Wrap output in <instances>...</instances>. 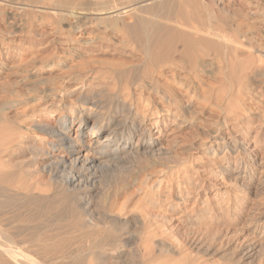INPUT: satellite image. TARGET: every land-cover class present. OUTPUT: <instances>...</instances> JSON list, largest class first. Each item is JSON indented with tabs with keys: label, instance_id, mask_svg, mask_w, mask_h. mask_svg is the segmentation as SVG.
<instances>
[{
	"label": "rangeland",
	"instance_id": "obj_1",
	"mask_svg": "<svg viewBox=\"0 0 264 264\" xmlns=\"http://www.w3.org/2000/svg\"><path fill=\"white\" fill-rule=\"evenodd\" d=\"M18 1L20 4H15V0H0V136L4 134L2 131L6 130V134L14 125L29 134L31 141L35 139L39 145L44 146L50 138L30 129L31 122L46 120L56 124L61 113L50 116L34 113V109L44 108L51 102L46 97L50 93L42 96V92L58 88L59 97H64L71 90L77 94L83 88L89 96H101L104 101H110L106 117L114 115L118 99L121 102L125 99L133 102L137 111H140L139 116L142 119L146 117L147 123L149 120L152 138L157 139L160 146L165 147L171 155L181 158V173H174L171 177L162 172L167 161L169 162L168 156L164 154L165 150L163 153L159 152L162 156L158 153L147 156L139 165L128 164L127 183L121 181L122 175L119 173L105 174L101 179L99 192L91 195L94 201L90 209L91 215L82 222L84 225L81 223L82 226L88 225L86 228L93 229V225H89L91 221L101 223L104 218L111 219L109 216H113L118 224H124L116 233L119 244L117 252L122 254V264H264V65L261 68L258 66L261 70L255 69L249 60L240 59L243 58L241 55L238 58L241 63L239 60L235 61L234 68L233 64L218 61L212 51L210 54L206 52V55L196 48L189 52L190 55H186L181 43L176 46L178 51L172 50L175 54H170L171 60L159 63L157 68L146 67L149 58L141 49L136 50L137 45L127 39V33L122 32L126 31L123 28L132 23V19L127 18L124 25L121 21L112 19H107L106 22L96 19L87 21L77 16L80 9L98 10L109 4L125 6L132 0H66L63 4L59 0ZM215 1L224 11L216 16L214 9L218 8L217 5L207 4L203 20L205 17L206 21L213 18L211 22L214 25L227 28L224 21L233 19L236 24H242L240 32L247 34L248 41L257 47L261 45L260 49L264 50V0ZM188 10L193 13L192 8L184 11ZM179 50L183 52L180 53ZM246 61L252 68L247 66L248 63L245 64L247 67L244 65ZM129 70H135L134 73L139 70L143 73L151 71L155 84L146 83L148 80L143 74L138 85L140 87L133 89L135 95L130 98L124 78L119 82L117 78L112 80L111 76L114 72L124 75ZM97 71L99 74L96 76ZM236 71L242 74L238 75ZM100 72L105 73L108 78H99ZM86 73L91 76L88 77ZM109 73L111 75L107 76ZM78 75H81L80 78ZM135 75L131 74L132 77ZM70 104L69 101L59 103V108H68ZM176 116L178 121L175 123ZM158 117L168 119L161 123L162 119L158 121ZM131 124L132 121L129 120L127 125ZM159 127L165 130L160 133ZM76 128L73 125L72 130L75 131ZM14 159L23 160L22 157ZM23 169L26 170V167ZM136 179L140 184L135 182ZM41 183V197H47L48 200L58 198L56 189L49 188L46 175L41 178ZM125 184L130 185V192L126 194ZM177 186L181 188L180 199ZM13 194L18 198L13 203L14 206L6 208L4 213L9 222L18 223L14 229L17 227L16 230L24 231L37 226L40 228V225L47 226L48 229L54 228V225H48L54 222L55 215L62 210L53 211L52 216H47V219L25 226L16 218L28 214V210L33 213L32 208L27 205L29 198L20 193ZM152 199L158 204L154 208H150L148 204ZM171 205L175 210L166 212V216L172 217L165 222L159 217L162 215L159 206L168 209ZM148 216L151 217L152 229L159 224V237L169 236L168 240L170 238L173 245L181 248V255L173 259L163 258L153 250V243L146 236L150 229L145 220ZM82 244L84 245L82 241L81 244L77 243V248L72 247L71 251L64 253L66 255L54 256L56 260L53 256L49 258L63 264H71L78 259L84 261L91 251L87 253L90 249L86 244L82 248Z\"/></svg>",
	"mask_w": 264,
	"mask_h": 264
},
{
	"label": "bare ground",
	"instance_id": "obj_2",
	"mask_svg": "<svg viewBox=\"0 0 264 264\" xmlns=\"http://www.w3.org/2000/svg\"><path fill=\"white\" fill-rule=\"evenodd\" d=\"M17 1L15 0V4H20L18 2L21 1L18 2ZM64 1L66 2V0H59V2H61L62 4L64 3ZM212 3H214V5H217L218 8L214 10L217 14L216 16H219L218 14L224 11V9L219 7V3H217L215 0H132L131 2H129V4L125 6L122 5L119 6L120 4L119 5L112 4L110 6L109 4L108 7H104L98 10L97 9L85 10L86 8L85 9L82 8L83 10L81 11V9L80 10L78 9L80 12L77 11L78 13L77 12L76 13L78 18L87 21L89 19H96L102 22L103 21L106 22L107 19H112L116 21H121V23L124 24L126 23L127 18H130V20L132 19V23H130L131 21L129 20L130 24L128 23H127L128 25L124 24L125 28L123 29H126V31L124 30L121 31L127 33V36L129 37L126 38L129 39L131 43L133 42L135 45H137L136 50L141 49V52L144 53L147 56V58H149L148 59L149 61L145 64V66L147 65L149 67L151 66L153 68L154 67L157 68L158 66H160L161 63H164L165 61H167V59L172 58L170 57L171 56L170 54L172 52L174 53V51H172L173 49L178 51V48H176L177 44L183 43L184 52L186 55H190L189 52L193 51L192 49L195 50L196 48H199L201 50V54L202 52L205 54L206 52L207 53L209 52L211 53V51L214 52L215 58H217L218 61L220 60L226 64L230 63L236 65V63L234 62L235 61L237 62V60H239L238 61L239 63H241L240 59L244 61L249 60V62L254 65L252 66L253 68L260 69L261 68L260 66L264 65V50L260 49L261 45L260 47H257L256 44L254 45L253 43L248 41L249 38L248 39L246 38L247 34L245 35L242 32H240L242 28L241 23L236 24L233 19H230L227 22L222 20V22L224 21V23L228 25L227 28H225V26L224 27L217 26L219 24L214 25L213 22H211L213 18L206 21V17H205V20H203L204 18L202 15L205 13L204 12L205 5L207 6V4H212ZM28 4H30V2ZM88 6H90V4ZM187 8H190V10L192 8L193 13L192 14L191 12L189 13V10L188 12L187 11L185 12L184 10H186ZM72 11L74 10L72 9ZM195 19H197V21H194ZM111 22L114 23V21ZM96 23L97 22H95V24ZM116 23L119 22H115V24ZM124 25L122 26L124 27ZM130 45L131 44H129V46ZM181 52L183 51H180V53ZM241 55L243 58L240 57V59H238L239 56ZM247 63L248 62L246 61L244 65ZM83 64L85 65V62ZM131 65L134 64L132 63ZM247 66H250L249 63L247 64ZM121 68L123 67H120V69ZM245 69L247 71V68ZM157 70H159V68ZM244 71L242 70V72ZM98 72L99 71H97V73L95 74L96 76L99 74ZM134 72L135 70H133L132 72L129 70L128 72L124 73V75L123 73L120 72H114L111 73L112 75L109 73L107 76L111 75L112 80L117 78L116 80L117 81L119 80V82H122L121 80L122 78H124L123 81L124 80L126 81V82L124 81V83H126V86L125 85L124 86L127 89V91L126 90L125 91L128 92L127 93L128 96L132 98L134 94L133 89L140 87L138 85H139V81L141 83V76H143V74L146 76L148 80L146 83L149 82L148 84L151 83V85H153V83L155 84V82H153L155 81L154 80L155 77H152L154 74L152 75L150 73L151 71L148 73H143L142 70H139L137 73ZM152 72H154V70H152ZM100 73L101 75H99V78H103V79L108 78L104 75L105 73L104 74H102V72ZM236 73L239 75L240 72L236 71ZM245 73L247 74V72ZM131 74H136V75L135 77H132ZM241 74L242 73H240V75ZM80 76L78 78H80ZM89 76H91V74L88 75V77ZM141 85L143 86V84ZM82 86L84 87V84ZM56 89L57 90L54 91H47L48 90L47 89L46 91L42 92L43 93L41 94L42 96L46 95V93H50L46 95V97H49L51 102L49 105H46L44 108L34 109V113L39 114L40 112L43 115L50 116L52 114L59 112L61 113V116L58 122L56 124H53L46 120H38V121H32L31 122L32 125H30L31 127L30 129L33 128L37 132H40L50 138V140H48V142L44 144V146L39 145L35 139L34 141H31L29 134L24 133V131L22 132L20 128H17L18 126L15 128L14 125L11 126V129L8 130L6 134H5L6 130L2 131L4 132V134L3 136H0V264H63V263L54 262V260H56L54 259V256L67 253L69 250L71 251L72 247L75 248L76 247L75 245L77 243L81 244V241L82 243H84V245L85 244L87 245V246L85 245L86 247L90 249L87 250L88 248L87 249L85 248L87 250V253L90 251L91 253L88 255V257H85L86 259L84 261H80L78 259L79 261L74 260L71 264H122L123 262V260L121 262L122 254L117 252L119 250V244L116 233H118L117 231L120 228H122L124 224L123 225L118 224V221H116L113 218V216H109L111 219L104 218L101 221V223H92L93 221H91L89 225H93L94 227L93 229L90 228L88 229L89 227L88 225H86L88 226L87 228L86 226H82V224L86 220V217H89L91 215L90 209L94 202L93 199L91 198L92 197L91 195L97 194L99 192L101 179L104 177L105 174L119 173V175H122L121 181L124 180V182L127 183L129 181L128 180L129 175L127 174L128 164L138 163L139 165V163H141L140 161L146 159L147 156L149 157L150 155L154 156L157 153L161 155L159 152L163 153L165 151L167 152V150H165V147L163 148L162 146H160V142L157 139L155 140L152 138V128L150 125L148 126L149 120L147 123L146 117L142 119L139 116L140 111L139 112L137 111V108L135 107L133 102L130 101L128 102L126 99L122 100L121 102V100L118 99L117 110L115 111L114 115L106 117L107 115L106 113L108 111V106L110 101L109 102L104 101L103 97L101 98V96H95V97L89 96L87 93L84 92L83 88L80 91H78L77 94L76 91L71 90L68 92L66 96L59 97L60 89L58 88ZM67 101L71 103L69 106L67 105L68 108L60 110L59 103L63 102V104H65L67 103ZM24 111L25 109L23 110V112ZM31 112H33V110ZM157 119L158 121L159 119H162L161 123H165V121H167L168 118L163 119L161 117H158ZM129 120L132 121L131 126L127 125V122ZM176 121H178L177 116L174 122L176 123ZM73 125L77 126L75 131L72 130ZM159 130H160L159 132L161 133V131L165 129L159 127ZM180 141L178 143H180ZM166 152L164 154L165 156L166 155L168 156L169 162L167 161L166 164L167 166L165 165L164 171L162 172L166 173V175H169L171 177L174 173H178L181 171V158L177 157L178 155L175 156L171 155L172 154L171 152L170 153L169 152L166 153ZM20 157H22L23 159L22 161L21 160L15 161L14 158H20ZM160 163L163 164L162 162ZM25 167L26 170L23 169ZM142 171L144 172V170ZM45 175L49 179V184H48L49 188L52 187L56 189L57 193L59 194L57 196L58 197L57 199L54 198L53 200H48L47 197H41V191H42L41 188L43 187L41 183V178ZM140 177L142 178V176ZM138 180L136 179L135 182L138 183ZM176 189L178 192V197L180 199L181 188L177 186ZM13 192L20 193L28 197L29 202L27 205L33 210V213H30L31 211L29 212L28 210L27 211L28 214L17 216L16 220L20 224L25 225V224H32L35 221H42L43 218H46L47 216L48 217L52 216L51 214H53L52 213L53 211L58 212L62 210L58 215L57 214L55 215L54 222L48 225V227L49 226L53 227L54 225V228L48 229L47 226L41 227L40 225V228H37L38 227L37 226L36 228H31L32 230L28 228L27 230L24 231H21L19 229L20 230L19 231L16 230L17 227L14 229V226L17 225L18 223L9 222L6 213H4L5 209L8 208L9 206L11 207L18 198V196H15V194H13ZM129 192H130V185L128 184V186L125 189V194ZM171 193L173 192L171 191ZM131 194L132 193H130V195ZM169 198H171L170 195ZM164 201L166 202V200ZM127 202L126 204H128ZM148 204L150 208H154L158 205L156 202H154V199L149 200ZM159 207L161 209L160 213H162V215L161 216L159 215V217L166 222V220L172 217L170 216L169 218L168 216H166L165 215L166 212L174 211L175 207L173 205H171L168 209L167 208L165 209L161 206ZM151 215L155 216L153 214ZM149 217L150 216H148V219H145L146 223L150 227V229L148 230L149 233L148 231H146L148 233L146 236H148L147 239H151L150 241L153 243L154 246L153 250L155 249L157 254L159 252L160 257L163 258L171 257L173 259V257L181 255V248L175 246V244L173 245L169 241L170 238L168 240L169 236L167 238L164 236L159 237L158 234L160 227V226L158 227L159 224L158 225L156 224L158 229L156 226H154L156 228L152 229L153 224L151 223ZM84 245L82 244L81 247L84 248ZM85 249L84 252L86 251ZM69 256H73V255H69ZM49 257H52L54 260H51Z\"/></svg>",
	"mask_w": 264,
	"mask_h": 264
}]
</instances>
